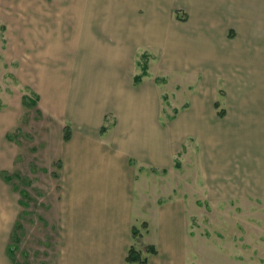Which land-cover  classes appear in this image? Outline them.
I'll use <instances>...</instances> for the list:
<instances>
[{
	"label": "crops",
	"instance_id": "1",
	"mask_svg": "<svg viewBox=\"0 0 264 264\" xmlns=\"http://www.w3.org/2000/svg\"><path fill=\"white\" fill-rule=\"evenodd\" d=\"M64 1L22 0L23 12L16 14L14 0H0L8 65L22 54L18 65L10 64L18 70L14 76L26 83V69L37 71L27 55H47V69L38 67L28 87L38 97L39 112L57 122L47 156L59 163L61 190L34 214L51 231L37 242L52 241L48 264H127L132 228L145 223L140 237L156 250L141 251L145 264H174L182 258L184 210L173 200L153 202L147 183L155 175L144 173L170 169L184 133L206 134L211 127L217 132L212 109L223 72L235 93L231 101L264 114V0H70L71 13L63 18ZM180 12L185 20L177 17ZM231 30L234 36H228ZM60 32L61 45L53 39ZM150 48L163 55L177 51L175 66L163 58L164 74L200 76L199 92L189 94V106L166 125L160 123L159 66L151 73L150 63L134 83L136 60ZM13 114L8 108L0 112V264H17L10 243L26 207L9 173L17 157L7 136ZM137 170L144 172L134 192Z\"/></svg>",
	"mask_w": 264,
	"mask_h": 264
},
{
	"label": "rangeland",
	"instance_id": "2",
	"mask_svg": "<svg viewBox=\"0 0 264 264\" xmlns=\"http://www.w3.org/2000/svg\"><path fill=\"white\" fill-rule=\"evenodd\" d=\"M69 3L70 0L63 2V18L71 13L66 6ZM14 4L13 12L21 14L22 0H14ZM3 11L4 14L11 12ZM177 17L186 18L182 12ZM230 33L236 34L231 30L228 36ZM53 39L61 45L62 32ZM5 41V28L0 21V112L7 108L14 110V124L7 136L16 145L17 157L16 167L9 173L11 185L26 202L25 208L21 206L20 222L10 250L17 264H48L45 253L53 246L52 241L41 244L37 241L50 238L51 231L46 232L34 214L45 208L48 201L52 202L61 190L59 163L50 162L47 156V151L52 148H49L47 138L54 137L57 122L45 112H39L38 103L33 104L36 94L30 85L28 87L33 82V72L41 71L38 67L47 69V55L45 58L38 52L27 55L28 64L37 71L26 69L24 83L14 76L17 68H9L10 64L18 65L16 57L21 61L22 54H15V62L8 65L12 56H7ZM60 49L70 56L65 48L60 46ZM166 52L163 55L160 49H145L136 60L138 74L142 73L144 65L147 72L151 63V73L153 67L159 66L155 71L159 73L156 81L160 93V123L163 125L189 106V94L199 92L200 79L198 73L194 78L182 70L161 72L163 58H167L164 62L174 66L179 61L176 50V54L169 49ZM217 84L219 106L212 109L213 117L220 124L217 132H210L211 127L206 134L184 133L180 150L173 155L172 167L148 168L144 173L155 175L146 183H150L156 194L148 196L160 204L173 200L184 210L180 216L183 219L182 258L175 259L174 264H264V114L257 108H245L247 105L241 108L237 101H231V94L235 93L225 72ZM24 94L30 100L27 103L22 102ZM221 109L225 112L222 117L217 116ZM108 124H104L105 129ZM142 172H136L134 192ZM145 228L146 225L141 224L138 234L133 235L132 246L140 251L146 248L139 234Z\"/></svg>",
	"mask_w": 264,
	"mask_h": 264
},
{
	"label": "trees",
	"instance_id": "3",
	"mask_svg": "<svg viewBox=\"0 0 264 264\" xmlns=\"http://www.w3.org/2000/svg\"><path fill=\"white\" fill-rule=\"evenodd\" d=\"M145 74H146V66L144 65L142 73L135 75L134 83H138L141 80V77ZM35 96L36 97H35V99H33L34 100L33 104L37 105L38 97H37V95H35ZM26 101H30V100L28 99V95L24 94V96L22 97V102L27 103ZM214 105L216 108H218V106H219L218 101H216ZM224 113H225L224 110L221 109L218 111L217 114H218V116L222 117ZM104 130H105V127L102 126L101 131L103 132ZM65 135L67 138V132L65 133ZM4 178L8 181L10 180V177H8V175H6V174H4ZM143 224L145 225V223H143ZM135 234H138V230L136 228H132V235H135ZM144 251H146L148 253H155L156 252L155 248L152 245L146 246ZM146 260H147L146 257L142 256L141 251L137 250L133 246L129 247L128 252H127V256H126L127 264H145Z\"/></svg>",
	"mask_w": 264,
	"mask_h": 264
}]
</instances>
